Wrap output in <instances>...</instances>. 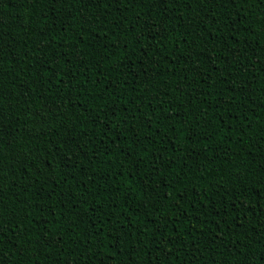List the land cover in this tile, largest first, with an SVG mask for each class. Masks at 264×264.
Segmentation results:
<instances>
[{
    "label": "trees",
    "instance_id": "16d2710c",
    "mask_svg": "<svg viewBox=\"0 0 264 264\" xmlns=\"http://www.w3.org/2000/svg\"><path fill=\"white\" fill-rule=\"evenodd\" d=\"M0 264H264V0H0Z\"/></svg>",
    "mask_w": 264,
    "mask_h": 264
}]
</instances>
